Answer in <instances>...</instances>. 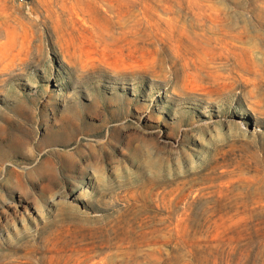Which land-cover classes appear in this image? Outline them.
Returning <instances> with one entry per match:
<instances>
[{"label":"rangeland","instance_id":"obj_1","mask_svg":"<svg viewBox=\"0 0 264 264\" xmlns=\"http://www.w3.org/2000/svg\"><path fill=\"white\" fill-rule=\"evenodd\" d=\"M0 264H264V0H0Z\"/></svg>","mask_w":264,"mask_h":264}]
</instances>
